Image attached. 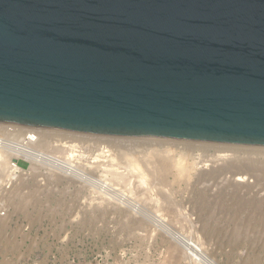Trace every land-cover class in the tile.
Masks as SVG:
<instances>
[{"label": "water", "instance_id": "1", "mask_svg": "<svg viewBox=\"0 0 264 264\" xmlns=\"http://www.w3.org/2000/svg\"><path fill=\"white\" fill-rule=\"evenodd\" d=\"M0 123L264 147V0H0Z\"/></svg>", "mask_w": 264, "mask_h": 264}, {"label": "rangeland", "instance_id": "2", "mask_svg": "<svg viewBox=\"0 0 264 264\" xmlns=\"http://www.w3.org/2000/svg\"><path fill=\"white\" fill-rule=\"evenodd\" d=\"M77 134L91 144L87 156L92 161L81 164L90 181H78L73 189L60 182L43 187L35 180H18L21 193L30 195L20 203L19 195L8 193L11 188L2 191L10 212L0 218V260L18 256L26 238L16 216H27L35 200L77 198L111 201L113 206L91 213L109 219L73 228L64 224L75 232L64 239L63 233L40 235L45 241L72 240L79 250H94V255L69 256L81 262L92 257L104 264H264V154L239 150L235 159L242 165L233 168L227 167L232 159L219 158L222 152L213 143L151 138L159 142L140 144L134 138ZM157 154L168 158L169 168L160 174L154 164ZM17 165L26 167L21 160ZM55 230L65 232L60 224Z\"/></svg>", "mask_w": 264, "mask_h": 264}, {"label": "built area", "instance_id": "3", "mask_svg": "<svg viewBox=\"0 0 264 264\" xmlns=\"http://www.w3.org/2000/svg\"><path fill=\"white\" fill-rule=\"evenodd\" d=\"M44 130L47 131L42 133L40 128L0 123V150L13 156V161L7 165L6 174L3 177L0 174V218L10 212L1 197V192L12 188L18 180H35L43 187L60 182L63 186H70L73 189L78 181L83 183L90 181L89 171L81 167V164L92 161L87 156L91 144L86 140L82 141L73 132ZM20 160L26 163V167L17 165ZM108 206H113L109 200L77 198L35 200L31 209L26 210L27 216H16V220L21 219L23 229L21 233L26 238L16 251L18 256L9 254L10 257H3L0 264H104L92 257L83 262L76 256L69 257L79 253L94 255L95 252L90 248L77 249L72 240H59L56 243L45 241L40 232L48 233L50 238L57 234L60 237L62 233L63 239L74 236V230L67 229V225L64 224H69L73 228L72 224L107 220L109 218L106 215L91 213L99 207ZM134 220L143 221L146 218L135 217ZM58 224L65 232L55 230ZM84 236L90 238L86 234ZM102 251L98 250V253Z\"/></svg>", "mask_w": 264, "mask_h": 264}, {"label": "bare ground", "instance_id": "4", "mask_svg": "<svg viewBox=\"0 0 264 264\" xmlns=\"http://www.w3.org/2000/svg\"><path fill=\"white\" fill-rule=\"evenodd\" d=\"M41 130V132L42 133H44V132H46L47 130H44V129H40ZM70 134V133H69ZM76 136L77 137H79V138H83V137H85V136H81V134H77L76 133ZM87 137V136H86ZM101 137V136H100ZM104 140H106L105 138L106 137H102ZM126 139H128V138H123V140H126ZM133 139V138H132ZM142 139V138H141ZM153 139V138H152ZM152 139L150 138H148V139H144V140H137V139H135L134 138V141H138V142H140V144L141 143H146V142H151L152 141ZM107 140H109V141H112V142H117L118 143V141H121V139L119 140V138H117V139H113V138H108L107 137ZM128 140H130V139H128ZM147 140V141H146ZM156 141V140H155ZM155 141L154 142H151V143H155ZM156 142H159V141H156ZM139 144V145H140ZM198 144V143H197ZM187 145V144H186ZM190 145V144H189ZM193 145H195V144H193ZM192 145V146H193ZM200 145L202 146V144L200 143ZM206 145V144H205ZM211 145V144H210ZM191 146V147H192ZM197 146V145H196ZM207 146V145H206ZM211 146H214V147H216L217 148V151H219V152H222V153H219V158L221 157V158H231L232 160H230L229 162H228V164H227V167H233V168H236V167H238V166H241L240 165V160L238 159H235L236 157H237V155L235 154V153H237V152H239V150H242L243 152H246L248 155L249 154H251V153H261V154H264V147H252V146H237V145H226V144H217V145H214V144H212ZM105 147V146H104ZM167 152V151H166ZM228 152H230L229 154H228ZM170 154V153H169ZM163 155H164V153H163ZM163 155H160L159 154V156H158V154L156 155V158L154 159V164H155V169H156V171H158L159 172V174H160V172H164V171H167V169L169 168V165H168V161H167V159L168 158H165V156H166V154H165V156H163ZM234 155V156H233ZM167 156H168V154H167ZM260 156V155H259ZM154 158V157H153ZM170 159V158H169ZM11 161H13V156L11 155V153H9V152H2L1 150H0V174H1V177H3L5 174H6V172H7V165H8V163H10ZM150 161H151V159H150ZM152 161H153V159H152ZM172 162V161H171ZM177 162H179V161H177ZM247 162H249L250 163V161H247ZM151 163V162H150ZM170 163V162H169ZM174 163V162H173ZM194 163V162H193ZM192 163V164H193ZM253 163V162H252ZM104 164V163H103ZM102 164V165H103ZM106 164V163H105ZM196 164V163H195ZM254 164H256V163H254ZM150 165V164H149ZM181 165V164H180ZM257 165H259V164H257ZM256 165V166H257ZM153 166V165H152ZM175 166V165H174ZM224 166H226V163H225V165H223V167ZM173 167V166H172ZM171 167V168H172ZM193 168V167H192ZM260 168H262L263 170H264V161L262 162V164H260ZM153 169V168H152ZM22 172V171H21ZM163 175V174H162ZM237 177V176H236ZM240 178V177H239ZM239 178H237L238 180H239ZM245 178V177H244ZM241 179V178H240ZM21 181V180H20ZM21 183L20 182H16V183H14V185L12 186V188H11V190L10 191H8V193L10 192V193H14V194H17V195H19V200L20 201H18V203H20V202H24V201H26L27 199H29V197H30V195L28 194V195H24V193H21ZM9 193V194H10ZM31 193V192H30ZM7 194V193H6ZM4 195V194H3ZM30 200H31V198H30ZM23 204V203H22ZM16 205V204H15ZM21 206V205H20ZM14 207V206H13ZM16 210V209H15ZM19 211V210H18ZM0 250H1V244H0Z\"/></svg>", "mask_w": 264, "mask_h": 264}]
</instances>
